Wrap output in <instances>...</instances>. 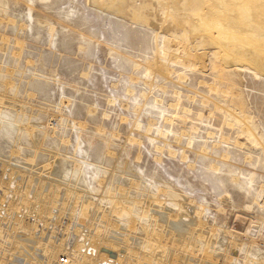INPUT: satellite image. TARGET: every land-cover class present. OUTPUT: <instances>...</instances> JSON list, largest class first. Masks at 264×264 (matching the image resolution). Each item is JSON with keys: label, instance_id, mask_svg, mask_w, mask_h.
I'll return each mask as SVG.
<instances>
[{"label": "rangeland", "instance_id": "1", "mask_svg": "<svg viewBox=\"0 0 264 264\" xmlns=\"http://www.w3.org/2000/svg\"><path fill=\"white\" fill-rule=\"evenodd\" d=\"M161 1L126 0L122 7L124 16L120 19L93 8L91 0H50L46 3L42 0H6V7L0 6V97H5L6 103L0 106V127L15 128L14 117L7 120L3 116L5 111L15 110L21 114L25 112V125L29 117L39 118V126L43 132L48 130V136L58 137L61 144L65 140L71 141L69 149L60 152V158L70 162L71 168L80 165L76 161L89 163L82 181L87 189H94L88 196L94 197V204L98 206L90 208L91 214L85 213L89 219L80 217V206L73 214L75 203L81 202L75 200L80 197L77 193L86 195L84 191H87L80 183L45 176L38 171L42 167L38 170L28 167L23 156L19 159L22 162L13 161L12 165L22 169L26 181L34 177L44 178L42 183L48 178L56 180L57 183L48 184L46 190L54 192L51 198L59 197L57 215L60 205L67 204V198L72 197L70 191L74 192L68 212L61 218L62 227L68 224L69 216L74 215L85 221V225L104 229L106 225L102 220L110 212L104 214L103 209L111 211L114 204L101 202L96 195L105 194L109 188L110 184L100 187L112 167L94 161L95 147L99 148L104 160L110 158L129 163L130 172L120 174L121 182L115 186L117 195L120 188L127 190L133 183H139L140 189L131 192L134 199L141 198L142 193L157 196L158 191L164 189L167 193L186 196L187 200L194 199L192 206L207 207L204 219L209 224L205 237H200V229L194 227L193 241H198L200 246L197 255H192V264H201L208 245L210 254L217 253L219 261L222 256L221 264H225L234 239L243 243L244 251L239 253L235 249L233 255L231 250L230 257H235L230 258L231 264L247 263L245 253L249 246L255 250L258 259L264 260V141L259 138L263 136L264 139V43L222 50L220 56L228 55L227 61L232 65L226 71L216 56L220 48L213 46L208 36L192 35L190 24L182 26L187 19L181 13L178 17L170 16L171 23L162 26L165 17L160 10ZM183 2L174 1L168 11H181ZM210 2L202 15L212 9ZM144 6L148 8L143 9ZM218 10L222 12L224 7L220 6ZM135 11L140 13L143 22H133ZM199 19L200 16L192 17L188 22L198 25ZM153 24L158 29L151 26ZM184 31L190 33L188 45L175 38L182 36ZM204 40L207 43L200 47ZM227 72H232L229 73L232 81L222 79ZM5 84L9 85L10 94L5 93ZM37 84L42 85L44 92H40ZM9 99L17 102L11 104ZM233 115L238 119L248 116L259 146L255 147L241 135L238 131L241 124ZM203 148L207 154H202ZM0 160L8 161L1 157ZM2 161L0 206L9 182L6 180L8 174L4 176L5 181L2 179ZM34 163L37 165L36 160ZM34 163L29 161L35 167ZM212 166L218 169L213 170ZM20 182L21 177H17L10 187L15 189ZM24 189L25 185L20 187L22 195ZM33 194L34 190L30 195ZM103 198L108 196L103 195ZM18 199L13 194L7 195L3 208L0 207V224L5 231L3 238L0 237V251L3 246H10L7 230L19 226L16 220L26 219L22 214L5 217L6 210ZM28 199L33 200V196ZM137 207L143 209V205ZM157 211H151L150 217L144 220L149 221L156 213L164 219L162 211ZM124 214L123 220L113 218L115 227L111 230L117 233L114 237L121 240L130 236L132 220L140 219L139 215ZM30 219L34 221V216ZM193 220H197L195 215ZM37 225L40 231L44 228L43 223ZM50 226L48 231L53 230ZM116 227L119 231H115ZM184 227L192 232L193 225ZM212 227L218 228V238L210 235ZM225 230L229 233L225 234ZM49 238L45 237L44 243H48ZM217 239L226 247L217 245ZM34 245L30 244L37 251L39 245ZM123 249L119 255L117 253L120 258L126 254ZM192 249L191 246L189 251ZM173 258L180 256H172L171 263ZM58 262L71 264L65 255Z\"/></svg>", "mask_w": 264, "mask_h": 264}, {"label": "bare ground", "instance_id": "2", "mask_svg": "<svg viewBox=\"0 0 264 264\" xmlns=\"http://www.w3.org/2000/svg\"><path fill=\"white\" fill-rule=\"evenodd\" d=\"M42 1L46 3L50 0ZM172 1L177 2V0H162L160 3L162 5V7L160 8L162 16L165 17V23H162V26H164L167 22H170V16H172L173 18L174 16L178 17L181 13L182 16L187 19V22L181 24L182 26H185L184 24H190L192 28L191 30H193L192 35L198 36L202 34L208 36L211 40V44L215 47L220 48V51L215 54L217 58L221 60V64L226 67V71L232 65L227 61L228 55L224 58L220 56L222 50L233 47L242 48L250 44L264 43V0H184L181 6V11L170 13L168 10L173 4ZM208 2L212 3V9L210 10V12L204 13L202 15V12H204L206 4ZM125 4L126 0H91L90 6L100 11H106L107 15L113 18L120 19L122 18V16H124L125 9L122 7ZM6 5V0H0V6L6 7ZM220 6L224 7V11L221 12L218 10V7ZM147 8V6L143 7V9ZM134 13L135 14L133 16V22L141 23L144 21L140 13L138 14L137 11H135ZM199 16L200 19L198 21V25L195 22L193 24H191V22H188V20L192 19V17ZM31 21H33L32 15ZM151 26H154L158 29V26L156 24H153ZM156 35L160 36L159 34ZM175 38H180L181 41H184V43L188 45L189 39L191 37L190 33L184 31L182 36ZM2 39L5 41L4 37ZM206 43L207 41L204 40L199 46L204 47ZM17 45L20 46L19 43H17ZM155 61H157V59ZM160 68L161 67H159V69ZM220 70H223L222 67ZM221 72L222 71H220L219 73ZM224 72L225 71H223V74ZM219 73V76H223V74ZM227 73L228 74L225 73L224 78L222 79L232 81V79L230 78V74L232 72ZM37 85L38 86L36 87H39L40 92H44V89L41 88L42 85ZM4 90L6 94H10L9 85H6ZM4 98L5 97H0L1 107L5 106L6 104ZM12 101L13 103L17 102L11 100V104ZM3 116L7 120L11 118L13 119L14 117L16 125H14L15 128L13 129L9 127V125H3L2 127H0V157L6 158L8 160L7 163L0 160V162L2 161L3 163L2 179L4 180V176L6 174H8L7 176L9 178L6 179L9 182L7 183V188L5 189V192L3 194V202L1 203L0 207L3 208L5 202L7 201V195L13 194L14 197L18 196L19 199L23 198L22 200L18 199L11 204L12 207H10L9 210H6L5 217H9L10 215L14 217L22 214L26 219L22 218L20 220H16L15 223L17 222L19 226L17 228H10L11 231L7 230V232L9 233L8 244H10V246L7 248L6 245L3 246V249H1L2 251H0V264H61L58 261L64 255L68 257V259L71 261V264H172L173 262V264H192V255H197L196 253L199 251L198 248L200 246L198 244V241H193V231L195 230L194 227H198L200 229V237H205V231L209 224V221L207 219H204L205 211L207 209L205 205H201L200 207L192 206L195 203L194 199L187 200L185 198L186 196L184 197L181 194L177 195L173 192L167 193V191L164 189L158 191L157 196L154 195L150 197L146 193H142V197H139L140 199H134V196L131 195V192L133 191V189H136L137 191L140 189L139 183H133L130 188L127 189L128 191L124 188V190L120 188V192H118L119 194L117 195L115 186L119 185L118 183L121 182L120 174L123 175L127 172H130L129 163L127 161L119 163L118 160L114 161L110 158L104 160L103 156L100 153V149L95 147L94 161H96L97 163L105 162V164L112 167L110 174L108 173L109 175L105 178L106 180L101 182L100 187H107V184H110L109 188L106 190L105 194L97 193L96 196L101 202L105 201L106 204L108 203V201H111L112 204H114V208L111 211H107L101 208L103 209L104 214L108 212H110V214H108V216H105V219L102 220V223H105L106 225L104 229H94L93 227L95 225L92 224V226H88V223L87 225H85V221L80 219V217L89 219V217L86 216L85 213H89L92 209L91 207H94L95 205L96 207L98 206V204H94L93 200L95 198L92 196H88L89 191H91L90 194L92 195L94 189L89 190L88 186V189L85 187L86 183L83 184V175L86 176L85 168L89 166V163L86 161L83 162L81 160L76 161L77 164L80 165L71 168L72 164L70 162L62 160L59 154L61 151L69 149L71 141L65 140L61 144L58 141V137L50 135L48 136V130L46 129L43 132L41 129L42 127L39 126L41 119H32L31 117H29V119L27 118L29 120L27 126L25 125V112L21 114L20 112L18 113L15 110H7L5 111ZM233 117L235 116L233 115ZM236 119L237 123L241 124L238 127V131H240L241 135H245L248 138V141H251L255 147L259 146L260 142L256 135L257 133L255 131V128L251 126L252 123L250 124L248 116L246 117L245 115V117L239 119L237 117ZM33 120L34 124H31ZM237 123H235V125ZM4 124L7 123H5L4 121ZM31 126L34 127L31 128ZM259 138L264 141L263 136H259ZM202 152V154L206 153V148H203ZM109 153L110 152H108V155H110L111 157H115L114 155H111ZM22 156L27 159L26 165L28 167L31 166V168L34 170L42 167L40 170H37L41 171V173L45 176L53 177L57 180L77 182V185L80 183L83 188L87 190L84 191L86 195H81V193L75 192V194L77 193L80 196L75 198V200H79L81 202L75 203V206L73 207V211L71 213L74 214L78 209V206H80V217L70 215L68 224L65 225V227L61 226V218L63 219V217H65L66 215V212H68L69 202L71 201V198L73 200L74 192L70 191L72 197L70 199L67 198V204L60 205L61 207H59V214L57 215L56 210L59 206V197H57L56 199L51 198L54 192L52 191L51 193L46 190L47 185L49 184L50 186H53L55 183H57L56 180L53 181L48 178L45 179L46 181L44 180V183H42L44 178L34 177L32 180L30 179L26 181L24 173L21 172L22 169H19L18 167H14L12 165L13 161H20L19 159ZM31 157H33L34 159L31 160ZM185 159L186 158L184 157V160ZM35 160L37 162V165H35L34 163ZM29 161L34 163L35 167L30 165ZM94 167L96 169L95 165ZM212 169H216V166H212ZM10 170L12 171V173H10ZM132 171L133 173H135L133 169ZM17 177H21V182L14 189L10 186L12 184V181H14ZM35 182L36 186L34 187ZM58 183L60 182L58 181ZM23 185H25V192L22 195L20 187H23ZM151 186L155 185H152L151 183ZM164 187L165 189L169 190L167 184H164ZM33 190L34 194L30 195ZM177 192H179V190ZM103 195H105V197L107 195L108 198H103ZM29 196L30 198H32L33 196V200H29ZM162 196L165 199H159ZM138 205H143V209L137 207ZM159 205L162 206L157 207ZM171 206L175 207L177 210L170 208ZM36 209L38 210L36 211ZM153 210H156L157 213V210H161L163 213L162 215H164L163 217L165 218H159L157 213L155 212L156 214L154 217H152L149 221H145L144 219L150 217V213ZM124 213H130V216L135 217L139 215L140 219L137 218V221L136 219L132 220L133 226L131 228L132 232L130 233L131 237L127 235L128 237L124 238V240H121L118 237H114L115 235H117V233H113V231L111 230L115 227L112 225L113 218L123 220ZM97 215L98 212L94 214V220L96 219L95 217H97ZM194 215L197 217L196 221L193 220ZM30 216H34V221H31ZM27 218H29L31 222ZM54 220H56V222ZM11 222L12 221H9V223ZM38 223L44 224V228L41 231L38 229ZM50 225L53 228L52 231H48V227ZM190 225H193V228L191 229L192 232H188L184 227ZM217 229L218 228L215 227L210 228V235L213 238L219 237V235H216L218 233ZM38 230L40 233L39 236H37ZM226 230L225 234H228L229 232ZM115 231H119V227H116ZM4 232L5 231L3 230L1 223V238H3ZM70 232L71 234H69ZM128 232L130 231L128 230ZM46 235L50 236V238L48 239V243H44L46 240L45 237H47ZM234 240L235 241H233L228 248L229 252H227V261H225V264H231L232 262L230 260L235 258L230 257L231 255L229 254L231 250L233 251V255L235 254V249H237L239 253H243L244 251V248L242 246L243 243L239 244L238 242H236L237 239ZM217 241V245L226 247V244L221 243L220 239H217ZM30 244L39 245L38 249L36 248L37 251H35V248L33 246H30ZM191 246L193 247V249L192 251H189ZM122 248H124L123 250L126 251V254L121 255L120 258L118 257V255L120 253V249ZM209 248V245L205 248V254L203 260L201 261V264H221L223 257L221 256V261H219L218 259L220 257L217 255V253H213L211 255V250ZM216 248L217 247H215V249ZM209 254L211 256H209ZM176 255L177 257L180 256V258H173L174 261H172L171 263V257ZM247 255V263L245 264H264V260H262L261 258L258 259V255L255 254V250L250 246L249 250L245 253V257ZM209 258H211L212 260H206ZM115 259L116 262L114 261ZM129 259H131V262L128 261ZM255 260H257L258 262L255 263Z\"/></svg>", "mask_w": 264, "mask_h": 264}]
</instances>
